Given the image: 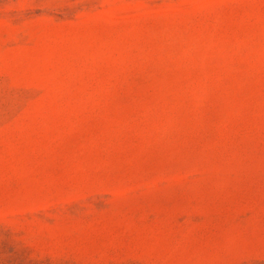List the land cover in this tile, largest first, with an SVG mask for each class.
Instances as JSON below:
<instances>
[{"label":"rangeland","instance_id":"obj_1","mask_svg":"<svg viewBox=\"0 0 264 264\" xmlns=\"http://www.w3.org/2000/svg\"><path fill=\"white\" fill-rule=\"evenodd\" d=\"M0 264H264V0H0Z\"/></svg>","mask_w":264,"mask_h":264}]
</instances>
